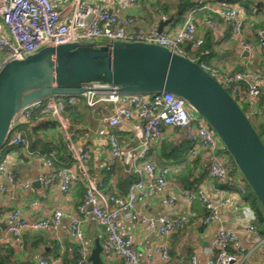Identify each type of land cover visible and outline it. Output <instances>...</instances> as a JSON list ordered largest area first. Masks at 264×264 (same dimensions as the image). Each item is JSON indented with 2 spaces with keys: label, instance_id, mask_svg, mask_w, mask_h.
Returning <instances> with one entry per match:
<instances>
[{
  "label": "built area",
  "instance_id": "1",
  "mask_svg": "<svg viewBox=\"0 0 264 264\" xmlns=\"http://www.w3.org/2000/svg\"><path fill=\"white\" fill-rule=\"evenodd\" d=\"M139 1L141 0H117L116 4L127 6ZM193 1V9L187 13L184 23L172 33H168L158 31L155 27L145 29L136 26L132 17L120 16L108 6L86 0H65L62 9L56 8L51 0H0V24L3 27L0 32V68L9 60L21 59L47 45L84 41H141L164 46L175 53L185 55L182 49L184 42H190L193 49H198L203 43L202 38L195 36L196 23L192 15L204 10L221 18V22L211 16L204 18L205 24L216 30L220 37L230 33L237 39L243 52L249 53L258 49L264 56V37L259 36L257 40L251 41L245 36L247 16L238 4L216 0ZM249 1L252 2L250 7L254 15L257 9L255 4L264 0ZM158 12L162 14L161 10ZM207 53V50L203 51V54ZM198 64L235 98L241 94L243 86L245 93L251 98L261 94L264 69L258 72H228L210 68L205 62ZM80 98L88 108H99L100 120L105 125L104 137L108 148L105 168L109 170L111 165L120 161L136 175V178L128 183L122 202L117 201L116 193H105L103 181L90 174L87 162L92 156L91 149L79 140L78 122L63 114L66 104H74ZM42 120L53 122L55 134L62 138L68 163L54 169L50 174L41 176L40 182L47 187L57 179L59 188L64 193L82 183L85 186L84 202L73 212L64 214L57 209L46 217L30 220L21 218L18 210H13L8 216L5 228L0 231V242L9 241L19 252L25 249L23 236L26 231L49 229L56 233L61 218L66 216L69 237L77 246L75 264H91V249L82 224L88 215H93L96 222L106 228L103 249L114 254L124 264H155L167 261L169 251L166 245L157 246L150 256L140 261L132 248L133 235L122 232L120 228L123 210L128 212V218L134 223L157 229L161 234L168 235L183 225L180 218L159 222L137 210L140 200L160 194L170 183L167 167H158L148 156L150 150L163 141L165 128H183L186 138L192 143V152L202 150L210 156L207 172L221 184V194H225V190H236L239 194L246 191V184L240 174L236 178L229 176L232 162L218 136L191 105L172 92L130 94L118 92L117 86L89 84L78 97H48L23 107L10 123V132L4 146L19 147L26 156L38 159L51 168L56 151L51 149L44 154L31 149L28 137L16 131L23 122ZM125 123H128L127 145H121L118 128ZM2 173H5L10 189L29 188V182H21L14 172L5 169L4 160H0V174ZM6 190L7 185L0 184V191ZM183 195L188 202L198 199L204 205V224H211L219 218V206L208 200L203 192L186 189ZM164 201L172 202L171 199ZM242 232L251 239L252 246L249 251L240 241L238 231L219 229L214 239L213 251L204 264H242L255 249L264 245V235L259 233L254 222L246 225ZM56 246L62 252L63 246L59 239ZM32 264H55V261L37 255ZM176 264L199 262L196 255L191 254L187 261H179Z\"/></svg>",
  "mask_w": 264,
  "mask_h": 264
},
{
  "label": "crops",
  "instance_id": "2",
  "mask_svg": "<svg viewBox=\"0 0 264 264\" xmlns=\"http://www.w3.org/2000/svg\"><path fill=\"white\" fill-rule=\"evenodd\" d=\"M51 1L58 9L65 6V0ZM86 1L108 6L120 16H130L134 19L136 26L145 29L158 28L161 21L171 19L158 12V8L165 2L163 0H141L136 4L127 6H118L117 0ZM200 15H202V11L192 15L196 23L195 36L202 39L208 35L211 36L212 48L208 55L211 65L228 72L239 71L240 68L251 72L264 69V57L258 49L244 54L236 38L230 33L220 37L216 30L205 24L204 16ZM262 18L257 14L247 17L245 36L249 40L255 41L259 36L264 37V24L258 26V20ZM178 25L175 24V17H173L169 22L162 24V30L172 33ZM2 29L0 24V32ZM261 87L264 90V84ZM259 98L249 97L243 86L239 100L242 101L243 105H246L249 116L251 115L256 123L259 122L255 115L256 103ZM37 123L39 122L30 123L34 129L25 128L26 133L38 143L36 149L38 152L46 154L52 148L57 150L52 158L54 165L49 168L40 160L26 156L20 148L3 149L0 152V159L4 160L5 169L14 172L21 182L30 183L28 189L20 187L10 189L5 173L0 174V184L7 185L5 192L0 191V224H6L8 216L13 210H18L21 218L30 220L46 217L57 209L64 214L73 212L76 204L80 201L76 190H70L67 193L62 192L57 179L47 187L40 182L41 176L50 174L62 165H67L68 156L55 137L53 126L48 125L39 128L36 126ZM78 125L80 126L79 140L89 147L92 153L87 162L90 174L103 181V190L106 193H116L117 201L122 202L126 193V182L133 179V172L127 168L124 162L120 161L111 165L109 170L105 168L108 161V148L104 137L105 125L100 120L99 108H86L78 121ZM127 127L128 123H125L118 128L121 145H127ZM164 134L163 141L154 146L148 156L158 167H167V177L170 183L163 188L160 194L140 200L137 203V210L159 222L180 218L183 225L165 235L157 229H150L134 223L128 218V212L123 210L120 216V228L122 232L133 235L132 248L136 251L139 260L144 261L157 246L166 245L169 251V259L155 264H176L179 261H187L191 254L196 255L199 264H204L213 251L216 232L223 228L238 231L240 241L249 251L252 246L251 239L242 231L246 225L254 221V215L249 203L243 198L244 195L239 194L236 190H225V194H221V184L211 178L207 172L210 156L202 150L193 153L192 147H189L190 149L188 148L184 154H182L183 151L180 153L181 156L185 155L182 158L186 157L187 162L171 164V161L175 160L171 155L174 153L172 152L173 149L183 150L185 145L190 142L186 138L183 128H165ZM163 143L168 146L164 152L161 149ZM166 154L170 157V161L167 163H165ZM175 158L178 160L177 157ZM234 177H238V174ZM36 181L39 183L38 185L35 184ZM186 189L193 192H203L208 200L218 205L219 218L211 224H204L202 221L206 213L204 205L198 199L188 202L183 195V191ZM166 199H171L172 202H165ZM82 228L88 239L90 249L94 247L95 242H98L102 247L106 228L99 225L93 215L86 217ZM23 239L25 249L21 252L18 251L21 260L27 259L30 262L35 256L42 254L44 257L55 261V264H72L76 255L75 246L69 237L66 216L61 218L56 233L49 229L28 230L24 233ZM57 239L61 241L63 246L61 253L56 247H52V242ZM56 251H58L57 254ZM101 260L104 264H120V260L114 254L104 250L103 247ZM242 264H264V245L255 249Z\"/></svg>",
  "mask_w": 264,
  "mask_h": 264
},
{
  "label": "water",
  "instance_id": "3",
  "mask_svg": "<svg viewBox=\"0 0 264 264\" xmlns=\"http://www.w3.org/2000/svg\"><path fill=\"white\" fill-rule=\"evenodd\" d=\"M170 20L161 21L157 30ZM89 84L117 86L118 92L130 94L167 91L182 97L218 136L264 213V143L240 103L197 61L153 43L47 45L5 62L0 68V151L14 115L23 107L48 97H78ZM5 225L0 224V231ZM101 252L95 242L91 264H104Z\"/></svg>",
  "mask_w": 264,
  "mask_h": 264
},
{
  "label": "trees",
  "instance_id": "4",
  "mask_svg": "<svg viewBox=\"0 0 264 264\" xmlns=\"http://www.w3.org/2000/svg\"><path fill=\"white\" fill-rule=\"evenodd\" d=\"M163 1H165V2L158 8V10H161L162 14L167 16V17H170L171 20L173 19V17H175V24L176 23L179 24L178 26H180L184 23V21L186 20V15H187L186 13H188L191 9H193V6H194L193 0H163ZM216 1H219V2L221 1V2H226V3H236L244 11V13L247 17L253 15L251 7H250L252 2L249 0H216ZM255 7L257 8L255 14L263 17L262 19L258 20L259 21L258 26H259L261 24H264V10H263L264 9V1L257 2L255 4ZM200 16H204V18L211 16V18H214L218 22H221L220 17L212 14L211 12H209L207 10L202 11V15H200ZM193 21H194V18H193ZM210 37H211L210 35L206 36V38L203 39L202 45L198 49H193L190 42H184L182 44L183 53L185 54V56H187L191 59H194L197 62H205L210 68H218V67L211 65L210 64L211 62L208 60V55L210 53V49L212 48L211 47L212 40L210 39ZM205 50H207V52H208L207 55L203 54V51H205ZM239 70H243V69L240 68ZM239 97H240V95L238 96V98ZM259 97L260 98L257 101L256 108H255V115H256L257 119L259 120V122L256 123L253 119L251 120V117H249V119H250L253 127L257 131L260 139L264 143V90L262 89V87H261V94ZM235 99L237 100V98H235ZM240 102L242 103L241 100H240ZM243 106L245 108H243L242 105H241V108L246 113L247 107H246V105H243ZM86 108H88V107L85 105L83 99L80 98L74 104H66L64 107V110H63V114L65 116H68L69 118L75 120L76 122H78L80 120V118L82 117V115L84 114V111L86 110ZM38 122L39 123H37L36 126H38L39 128L40 127L43 128V127H46L48 125L54 126L53 122H51V121L43 120L41 122L40 121H38ZM30 123H32V122H23L20 124V126L22 125V127L34 129V126H31ZM26 135H27V133H26ZM54 135L58 139L59 144L65 149L63 142H62V138L60 136L56 135L55 133H54ZM27 137L30 141V148L36 150L38 143H36V141L33 140L29 135H27ZM189 147H192L191 142L188 145H185L183 150H178L177 148H174L172 151L174 153L171 155H172L173 159H175V160L171 161V164H174V163L180 164L183 161L187 162L188 160H186V157L182 158L185 155L181 156L180 153L183 151L182 154H184ZM9 148H14V147L4 146L2 148V150L3 149L7 150ZM15 148H19V147H15ZM167 148H168V146L163 143L162 147H161L162 152H164V150H166ZM54 150L57 152L56 149H54ZM36 151H38V150H36ZM65 152H66V150H65ZM66 155H67V152H66ZM175 157H177L178 160H176ZM165 159H166L165 163L170 161V157H168L167 154H166ZM133 174L134 173H132V177H133L132 180H134L135 176H136L135 174L133 176ZM236 174H239V173H238L237 169L235 168L234 164L232 163L230 170H229V176L234 177ZM130 180L128 182H126L127 185L130 182ZM245 184H246V182H245ZM127 185H126V188H127ZM71 190H76L77 195L80 198V201H78V203L76 204V207H77L78 205H80L84 202L85 186L82 183H78L75 186H73ZM242 195H244L243 198L245 199L246 202L249 203L250 208L253 211V215H254V221L253 222L257 226L259 233L264 235V213L261 209L259 202L254 197L252 191L247 186V184H246V191ZM56 241L57 240H55V242L54 241L52 242L53 243L52 247L53 248L56 247L57 250L59 251V248L56 246ZM73 244L75 246L76 255L73 259L72 264H75L76 259H77V246L74 242H73ZM58 251H56V254ZM59 253H61V252L59 251ZM39 255L43 256L42 254H39ZM20 258H21V256L19 255V252L16 250V248L14 247V245L12 243H10L9 241L0 242V264H32L33 263V259L29 262L27 259L21 260ZM45 258H48V257H45ZM120 264H124V263L122 261H120Z\"/></svg>",
  "mask_w": 264,
  "mask_h": 264
},
{
  "label": "rangeland",
  "instance_id": "5",
  "mask_svg": "<svg viewBox=\"0 0 264 264\" xmlns=\"http://www.w3.org/2000/svg\"><path fill=\"white\" fill-rule=\"evenodd\" d=\"M237 102H239L240 105H242V107L245 108V107L243 106V104L240 102L239 98H237ZM248 112H249V111H248L247 108H246V114H247L248 117H251V120H252V116H251V115L249 116ZM16 131H20V132H22L23 134L26 135L25 127H22V125H21V126L19 125L18 128H16ZM26 136H27V135H26ZM226 153H227V152H226ZM228 156H229V155H228ZM135 178H136V176H135Z\"/></svg>",
  "mask_w": 264,
  "mask_h": 264
}]
</instances>
